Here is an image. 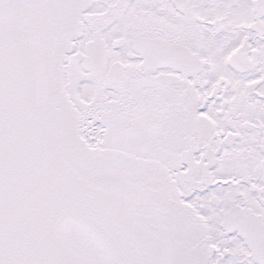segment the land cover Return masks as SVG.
Instances as JSON below:
<instances>
[{
  "label": "snow or ice",
  "instance_id": "1",
  "mask_svg": "<svg viewBox=\"0 0 264 264\" xmlns=\"http://www.w3.org/2000/svg\"><path fill=\"white\" fill-rule=\"evenodd\" d=\"M0 264H264V0H0Z\"/></svg>",
  "mask_w": 264,
  "mask_h": 264
}]
</instances>
